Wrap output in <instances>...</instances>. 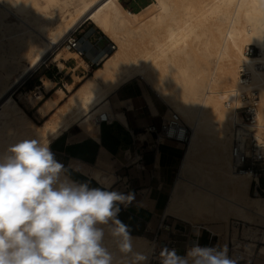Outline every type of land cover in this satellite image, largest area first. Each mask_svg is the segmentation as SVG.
Listing matches in <instances>:
<instances>
[{
	"label": "bare ground",
	"instance_id": "6f19581e",
	"mask_svg": "<svg viewBox=\"0 0 264 264\" xmlns=\"http://www.w3.org/2000/svg\"><path fill=\"white\" fill-rule=\"evenodd\" d=\"M86 22L114 42L116 51L89 76H73L65 90H56L55 100L44 101L40 93L26 96L32 107L42 102L41 113L52 115L37 126L14 98L16 88L48 59L60 72L68 60L75 61L73 71L86 68L67 48L65 57L61 52L52 57L68 34ZM246 46L254 47L257 56L245 57ZM240 67L250 73L258 91L257 129L264 136V0H150L137 13L123 10L119 0H0V152L31 138L48 139L59 149L58 138L77 127L101 139L104 148L116 150L123 162L132 135L122 116L112 114L107 98L139 80L167 107L166 114L175 113L190 132L165 205L153 210L152 200L146 198L139 207L175 220L179 229L174 231L181 236L189 227L210 233L211 225L221 224L233 257L241 258L243 243L236 226L242 225V236L254 238L256 232L249 226L255 218L264 222V197L250 195L255 180L251 173L234 174L230 167L231 128L238 121L232 107L241 106L236 80ZM44 87L48 92L54 83L44 80ZM103 113L109 121L97 124ZM78 169L100 187L115 180L107 167ZM105 232L104 245L117 264H129L135 253L148 259L152 244L144 236L130 235L132 253L124 255L106 226ZM198 234L194 231L186 251L196 244ZM259 240L264 245V233ZM176 245L169 250L180 252L182 245ZM258 254L264 257V246Z\"/></svg>",
	"mask_w": 264,
	"mask_h": 264
},
{
	"label": "clouds",
	"instance_id": "9594fccd",
	"mask_svg": "<svg viewBox=\"0 0 264 264\" xmlns=\"http://www.w3.org/2000/svg\"><path fill=\"white\" fill-rule=\"evenodd\" d=\"M48 139H23L0 153V264H117L104 245L105 226L120 253H132L120 204L131 194L89 187L69 179L50 150ZM100 182V181H98ZM161 264H236L227 246L190 247L160 252ZM147 257L133 254L129 264Z\"/></svg>",
	"mask_w": 264,
	"mask_h": 264
},
{
	"label": "crops",
	"instance_id": "0c3cea01",
	"mask_svg": "<svg viewBox=\"0 0 264 264\" xmlns=\"http://www.w3.org/2000/svg\"><path fill=\"white\" fill-rule=\"evenodd\" d=\"M131 1L132 4H135L134 6L140 8V4L142 3L141 0ZM84 63L86 64L85 61ZM65 68V70H68L66 66ZM35 70L31 73L32 75L30 74L31 76L28 75L26 77H29L28 80L34 76L37 71H40V68ZM46 73L47 72L41 71L38 74L34 86H31V83H28L26 78L19 86L26 80L21 87H29L28 93H31L30 89H33V91H38L37 94L40 93L43 96L44 101L47 99L55 100L57 98L56 90L61 89L59 88L60 86L65 90L64 86L67 83H64V81L67 79V76H69V73H61L57 67L52 73H49L50 79L47 78L46 80L53 82L54 88L48 92L45 91L43 81V77L46 78ZM69 77L71 78V76ZM132 84L133 83L118 88L107 98L112 114L114 116H122L126 128L132 135L128 151L124 155L125 160L127 159L126 161L124 160L121 162L117 158L115 154L116 150L110 151L104 148L101 139L97 141L85 135L77 127H72L67 132L63 133L57 140L59 142V149H53L51 152L54 154V158L64 165L66 170L64 174L69 177V179L79 183L87 182L89 187L95 188L100 186L86 174L79 171L78 168L92 167V169H94L98 166L109 168L115 180L108 190L116 191L126 196L131 194L134 197L127 206L124 204L119 205L120 212L117 218L128 226L130 235L144 236L146 238L147 235H151L155 230L154 222L156 213L149 210L148 207L146 208V212L142 213V207H139L138 204L143 199L147 198L152 200L153 210H159L165 205L164 190L165 187L173 183L175 171L178 168V163L182 156V146L167 142L154 145L152 138L144 133V129L148 126H157L159 124L162 110L161 107L150 98L147 92L143 93ZM19 86L16 88L14 98L17 94L21 95L18 93ZM143 94L148 95V100L144 98ZM19 104L23 108L22 112L24 114L25 112L30 113L35 121L37 118L43 120L48 116L47 114L44 115L41 113L42 102L33 107L30 105L29 101L28 103L25 101V104ZM142 137L144 139H141ZM74 166H78V168H74ZM210 231L212 232H210L212 236H215V234L222 235L221 233L213 232L211 228ZM193 233L194 230H192L191 235H193ZM202 235L203 233L199 231L196 240V243L201 247L220 248L217 240L214 239L215 237H210L204 243L201 242ZM204 235L209 234L205 231ZM178 238L179 237L174 238L167 234L160 235L159 237L161 241L160 244L163 245H167L172 240L179 245L177 241Z\"/></svg>",
	"mask_w": 264,
	"mask_h": 264
},
{
	"label": "built area",
	"instance_id": "2783aa9c",
	"mask_svg": "<svg viewBox=\"0 0 264 264\" xmlns=\"http://www.w3.org/2000/svg\"><path fill=\"white\" fill-rule=\"evenodd\" d=\"M81 27V26H79ZM80 28L72 30L64 39L62 45L67 49L72 50L78 58L82 59L87 50L94 47L87 35L84 33L79 35L77 31ZM91 36V35H90ZM96 45V43H95ZM115 50V45L110 42L106 49L101 48L97 56L104 57L107 53ZM245 57L257 56L258 52L254 47L246 46L243 50ZM97 64L94 60L87 61V68H94ZM40 68V67H39ZM38 68V69H39ZM237 100L241 106L232 107L237 118V124L231 128L230 135V167L234 174L251 173L255 178L251 182L256 193L264 194V189L260 186V181L264 180V136L258 131V115H259V94L257 89L252 86L251 75L244 68L240 67L237 70ZM109 121V116L103 113L98 117L97 124L106 123ZM144 133L152 138L154 145H159L161 142L186 145L188 141L189 131L175 113H169L166 117L160 118L157 126L150 125L144 129ZM165 233L174 236L175 231L172 224L167 219H160L157 230L153 239L151 252L146 264H161L160 252L167 248H173L175 241H170L167 245L160 244L159 233Z\"/></svg>",
	"mask_w": 264,
	"mask_h": 264
},
{
	"label": "rangeland",
	"instance_id": "374dc122",
	"mask_svg": "<svg viewBox=\"0 0 264 264\" xmlns=\"http://www.w3.org/2000/svg\"><path fill=\"white\" fill-rule=\"evenodd\" d=\"M142 3L140 4V8H137L136 6H134L135 4H132V1L131 0H119V5L120 7L123 9V10H127V11H130V12H138L140 11L142 8H144L147 4L150 3V0H141ZM49 12L53 13L55 12L54 9L50 8ZM55 18L57 19V15L58 13H55ZM80 28L77 32L80 33L79 35H82L83 33L85 35H87V39H89L92 43H94V47L91 49V50H87L84 57L82 58L83 61L87 62V61H91V60H94L95 63L97 64V66H99L103 60V58H105L106 56H109L111 55L114 51H116V46H115V50L112 51V52H109L106 54V56L104 57H100V56H97V53L99 52V50L101 48L103 49H106V47L109 45L110 43V40L107 39L102 33H100V31H98L90 22H86L84 24L81 25V27H78ZM91 35V36H90ZM101 39V40H100ZM96 41V42H95ZM98 41V42H97ZM101 41V42H100ZM96 43V45H95ZM113 44L115 45V43L113 42ZM62 45V44H61ZM64 48H66L65 46H58L57 49L52 53V57H54L57 53L61 52L62 54V57H65L66 54H65V51L63 50ZM62 50V51H61ZM74 62L75 61H72V60H68L64 63V65L68 68V70H65L64 72H61V73H69L68 75L71 76V78L69 76H67V79L64 81V83H67V84H70L72 83V78L73 76H76V77H81V78H85L87 76H89L92 71L94 69L92 68H84V67H80V68H77V70L73 71V68L75 67L74 65ZM55 63H52L51 62V59H48L46 60L44 63H42L39 67H40V71H37L35 73L34 76H32L29 80L28 78H26V80H28V83L30 82L31 83V86H34L35 82H36V77L38 76V74L42 71V72H47V73H52L53 70L56 69L55 67ZM38 69V68H37ZM36 69V70H37ZM35 70V71H36ZM32 75V74H31ZM30 75V76H31ZM47 78L43 77V81L46 80ZM25 80V81H26ZM24 81V82H25ZM23 82V83H24ZM22 83V84H23ZM21 84V85H22ZM21 85L18 87V93L21 94L20 98L15 96V99L17 101V103H22V104H25V101L28 103V101L26 100V96H31V97H34L38 91H33V89H30L31 93H28V89L29 87H26V86H23L21 87ZM136 89H139L140 91H142L143 93L144 92H147L148 95L150 96V98L155 101L160 107H161V110H162V116H167L168 114H166V111H167V107L165 105H163L158 99L155 98V96L153 95V93H151L149 90H147V88L143 85V83L139 80H137L135 83L132 84ZM78 86V84H76L74 87ZM21 87V88H20ZM61 89H63L61 86L59 87ZM64 90V89H63ZM145 95V94H143ZM67 96V94H66ZM20 108L22 109L23 111V108L22 106L19 104ZM25 114L28 116V118L37 126L43 124L44 122L48 121L49 118L51 117L50 115H48L45 119L43 120H40L37 118V120H33L32 116L30 113H26ZM182 121V120H181ZM189 135H190V132H189ZM148 138V137H147ZM141 139H144L143 137ZM162 144L163 143H166V142H161ZM186 145L182 146L181 147V151L183 152L184 148H185ZM8 148V147H7ZM6 147H4L3 149L6 150L7 149ZM50 149L53 150L54 149V145H51L50 146ZM2 153V152H0ZM179 164V163H178ZM262 169H264V166H262ZM177 173V169L175 171V175ZM264 173V171H263ZM175 175H174V178H175ZM172 185V183L170 185H168L167 187H165V190H164V204L167 202V197H168V192H169V189H170V186ZM260 186L264 189V180L261 181L260 183ZM255 191H254V188H253V185L251 186L250 188V195L251 196H254L255 195ZM259 194L261 197H264V194H260V193H257ZM141 212L144 213L146 211L142 210L141 209ZM152 213V212H151ZM161 217H160V213H156V216H155V222H154V227H155V230L153 231V233L151 235H147L146 236V239L149 241H151L153 239V236L155 235V232L157 230V226L159 224V221H160ZM167 221L173 225L174 228L176 229H179V226L178 225H175L177 222L171 218H166ZM257 219V220H256ZM257 221V222H256ZM232 226V225H230ZM255 233V236L254 238L251 240H248L246 237L242 236V225L239 224L236 226L237 230L239 231L238 232V237H239V240L243 243L241 245V249L240 251L241 252H244L243 255L241 256V258H234L233 257V250H232V245L230 243H226L225 241V238H224V227L219 224V225H211V230L213 232H218V233H221L222 235L218 236V237H215V236H212L210 235V233L208 232L207 229L203 228V227H199L200 229H194V228H191L189 227L188 228V233H186V236H181L180 234H178V232L175 230V234H174V238L175 237H179L178 238V243L179 245H182L180 247V252L178 251L177 252V255L179 256H185L186 254V247H187V244L189 242V240L192 239V236L191 233H192V230L194 231H201V233H203L202 235V238H201V242H205L207 241L210 237H215L214 239L217 240L218 242V245L219 247H223V246H227V249H228V256L230 259H233L236 261V264H264V257H260L258 252H259V249L264 246V245H261V241L259 240V238L261 237V234L264 233V222L258 218H255V223L251 226H249ZM203 231V232H202ZM205 231L206 233H208L209 235H204L205 234ZM159 235H166L164 232L163 233H159ZM163 238V236H162ZM259 241V242H258ZM248 242L250 243V246L249 248H247V246L245 244H248ZM197 244V243H196ZM177 244L176 248L179 246ZM254 245V247H253ZM245 249H249L251 250L250 253L248 252H245ZM253 249V250H252ZM257 252V253H256ZM252 257H251V256ZM262 259V260H260ZM262 261V262H260Z\"/></svg>",
	"mask_w": 264,
	"mask_h": 264
},
{
	"label": "trees",
	"instance_id": "16d2710c",
	"mask_svg": "<svg viewBox=\"0 0 264 264\" xmlns=\"http://www.w3.org/2000/svg\"><path fill=\"white\" fill-rule=\"evenodd\" d=\"M100 66V65H99ZM99 66H96V67H94L93 69H97V68H99ZM46 78H49L50 79V74L49 73H46ZM262 181V180H261ZM261 181H260V183H261Z\"/></svg>",
	"mask_w": 264,
	"mask_h": 264
}]
</instances>
